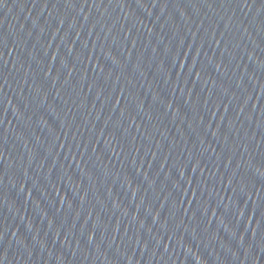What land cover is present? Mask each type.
Here are the masks:
<instances>
[{"label": "water", "instance_id": "water-1", "mask_svg": "<svg viewBox=\"0 0 264 264\" xmlns=\"http://www.w3.org/2000/svg\"><path fill=\"white\" fill-rule=\"evenodd\" d=\"M0 264H264V0H3Z\"/></svg>", "mask_w": 264, "mask_h": 264}, {"label": "snow or ice", "instance_id": "snow-or-ice-1", "mask_svg": "<svg viewBox=\"0 0 264 264\" xmlns=\"http://www.w3.org/2000/svg\"><path fill=\"white\" fill-rule=\"evenodd\" d=\"M3 3V0H0V4H2Z\"/></svg>", "mask_w": 264, "mask_h": 264}]
</instances>
